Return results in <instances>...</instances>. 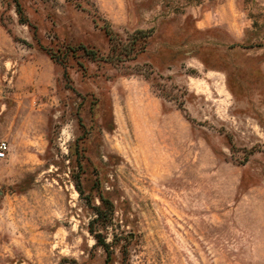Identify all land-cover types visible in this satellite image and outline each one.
<instances>
[{"label": "rangeland", "instance_id": "1", "mask_svg": "<svg viewBox=\"0 0 264 264\" xmlns=\"http://www.w3.org/2000/svg\"><path fill=\"white\" fill-rule=\"evenodd\" d=\"M16 1L0 264H264V0Z\"/></svg>", "mask_w": 264, "mask_h": 264}, {"label": "trees", "instance_id": "2", "mask_svg": "<svg viewBox=\"0 0 264 264\" xmlns=\"http://www.w3.org/2000/svg\"><path fill=\"white\" fill-rule=\"evenodd\" d=\"M187 1L188 4L197 3L200 4L204 0H184ZM248 1V0H246ZM16 6V14L20 19V23L22 25H27L28 21L20 7V4L14 0ZM103 31L108 38L109 41V56L106 60L110 62H118L122 63L124 61L129 60L131 57L135 58L138 54L142 53L145 50V46L147 45V39L150 35V31H135L132 35H127L125 39L118 37L113 33L111 27L106 23L103 27ZM86 55L91 59H97V53L94 51L84 50ZM103 203V199H101ZM98 210V209H97ZM97 216H100L98 211L96 212Z\"/></svg>", "mask_w": 264, "mask_h": 264}, {"label": "built area", "instance_id": "3", "mask_svg": "<svg viewBox=\"0 0 264 264\" xmlns=\"http://www.w3.org/2000/svg\"><path fill=\"white\" fill-rule=\"evenodd\" d=\"M8 150L9 145L5 141H0V160H4L6 158Z\"/></svg>", "mask_w": 264, "mask_h": 264}]
</instances>
